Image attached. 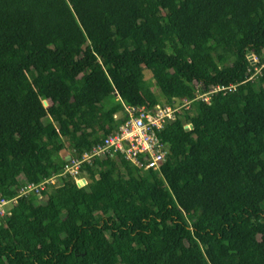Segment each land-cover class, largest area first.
<instances>
[{"label":"trees","instance_id":"1","mask_svg":"<svg viewBox=\"0 0 264 264\" xmlns=\"http://www.w3.org/2000/svg\"><path fill=\"white\" fill-rule=\"evenodd\" d=\"M263 65L264 0H0L1 197L111 134L118 98L191 101L161 175L94 158L19 198L0 264H264Z\"/></svg>","mask_w":264,"mask_h":264},{"label":"built area","instance_id":"2","mask_svg":"<svg viewBox=\"0 0 264 264\" xmlns=\"http://www.w3.org/2000/svg\"><path fill=\"white\" fill-rule=\"evenodd\" d=\"M255 57L256 56L252 55ZM251 56V61H253ZM264 66V65H263ZM262 66V67H263ZM254 71H257L255 68ZM255 72L249 77V80ZM233 86H215L207 92H202L200 85H197L194 100L199 99L208 102L213 93L219 91H231ZM120 115L113 114L112 119L116 123L114 131L104 137L102 141L94 145L89 151L81 156L70 154L62 170L52 177L38 182L22 186L18 194L12 198L0 196V218L11 215V207L21 197L39 194L47 185L55 184L59 177L69 176L77 184L85 185L86 181L81 173V166L84 163H91L94 158L123 159L140 170L153 172L161 175L162 166L170 156V149L159 137V133L164 128L166 122L172 120L181 109H188L191 101L186 99L173 98L170 103L162 101L152 106H131L122 102ZM51 104L50 99L44 100V105ZM186 129H191L190 124L185 125Z\"/></svg>","mask_w":264,"mask_h":264},{"label":"rangeland","instance_id":"3","mask_svg":"<svg viewBox=\"0 0 264 264\" xmlns=\"http://www.w3.org/2000/svg\"><path fill=\"white\" fill-rule=\"evenodd\" d=\"M214 34H217V32H214ZM225 53H226V55L227 56H229L230 54H229V52H227V51H225ZM252 56V55H251ZM252 59H253V61H256L257 60V58H256V60H255V57H253L252 56ZM261 68H264V66L263 67H261ZM261 68H256L257 69V71H255V74L256 75H259L260 73H261ZM144 74H145V77L146 78H149L150 77V73H149V71L148 70H144ZM255 77V75L252 77V79ZM153 91L155 92V94L156 95H160V93H159V91L155 88V87H153ZM182 110V109H181ZM180 110V111H181ZM120 111L119 110H117V115H120ZM66 150H67V152H72L71 151V148L67 145L66 146V148H65ZM54 159H55V161L57 162L58 161V156L57 155H55L54 156ZM62 160L64 159V158H61ZM65 179H67L66 177H64ZM58 179H60V178H57L56 179V181H55V183H57L58 182ZM13 205H10V207H12Z\"/></svg>","mask_w":264,"mask_h":264},{"label":"crops","instance_id":"4","mask_svg":"<svg viewBox=\"0 0 264 264\" xmlns=\"http://www.w3.org/2000/svg\"><path fill=\"white\" fill-rule=\"evenodd\" d=\"M71 154V152H67L66 149H63L59 154H58V159L64 158L63 160L66 161L68 156Z\"/></svg>","mask_w":264,"mask_h":264},{"label":"water","instance_id":"5","mask_svg":"<svg viewBox=\"0 0 264 264\" xmlns=\"http://www.w3.org/2000/svg\"><path fill=\"white\" fill-rule=\"evenodd\" d=\"M249 59L251 60V55H249ZM78 186H81V184H77Z\"/></svg>","mask_w":264,"mask_h":264}]
</instances>
